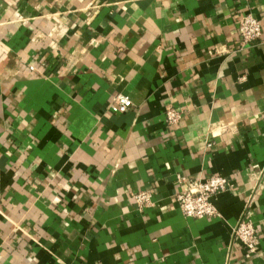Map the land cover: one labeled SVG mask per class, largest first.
I'll return each instance as SVG.
<instances>
[{
  "label": "crops",
  "instance_id": "obj_1",
  "mask_svg": "<svg viewBox=\"0 0 264 264\" xmlns=\"http://www.w3.org/2000/svg\"><path fill=\"white\" fill-rule=\"evenodd\" d=\"M178 174L228 178L220 216L186 217ZM0 264H264V0H0Z\"/></svg>",
  "mask_w": 264,
  "mask_h": 264
},
{
  "label": "built area",
  "instance_id": "obj_2",
  "mask_svg": "<svg viewBox=\"0 0 264 264\" xmlns=\"http://www.w3.org/2000/svg\"><path fill=\"white\" fill-rule=\"evenodd\" d=\"M239 32L244 44L258 40L263 33L261 21L253 14L244 15L239 23ZM134 106L130 96L118 94L110 103L108 110L112 113L124 114ZM167 122L169 126H175L181 122L182 111L176 108L167 110ZM177 181L183 188L176 193V200L183 214L188 218H213L220 216L214 203V197L227 192L232 187L231 181L223 176H212L206 180H195L177 175ZM258 185V184H257ZM259 185L247 197L245 213L238 222L234 235L246 250V258L252 259L260 254L261 237L258 225L250 217L258 199ZM139 208H146L151 204L152 194L148 191L133 195Z\"/></svg>",
  "mask_w": 264,
  "mask_h": 264
}]
</instances>
